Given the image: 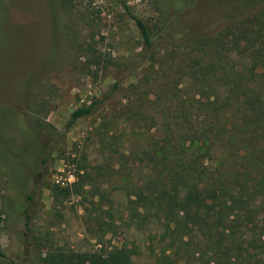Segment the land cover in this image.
Here are the masks:
<instances>
[{
  "label": "rangeland",
  "instance_id": "374dc122",
  "mask_svg": "<svg viewBox=\"0 0 264 264\" xmlns=\"http://www.w3.org/2000/svg\"><path fill=\"white\" fill-rule=\"evenodd\" d=\"M130 14L159 32L140 61ZM239 31L245 44L263 40L264 0H0V264L113 247L130 251L125 264H214L197 236L185 251L183 231L169 236L151 213L135 220L155 194L134 185L149 169L139 152L150 135L200 118L186 71L194 42ZM115 81L65 129L74 106Z\"/></svg>",
  "mask_w": 264,
  "mask_h": 264
},
{
  "label": "trees",
  "instance_id": "16d2710c",
  "mask_svg": "<svg viewBox=\"0 0 264 264\" xmlns=\"http://www.w3.org/2000/svg\"><path fill=\"white\" fill-rule=\"evenodd\" d=\"M130 18L141 40L136 55L140 61L148 57L159 32L152 34L139 18L131 14ZM226 36L219 33L194 42L199 54L190 58L186 71L197 86L200 118L161 124L158 134L150 135L147 147L139 152L146 156L149 169L134 187L138 196L155 194V200L140 203L132 214L135 220L148 213L159 217L169 236L181 238L183 231L185 251L186 243L197 236L196 244L215 257L214 264H264V31L259 35L263 40L247 38L246 44L242 31L231 33L232 40ZM240 46L244 49L236 55ZM91 59L99 60L95 55ZM119 82L74 106L65 129L105 102ZM186 114L184 108L182 116ZM74 168L77 179L82 164L75 163ZM57 191L53 188L52 195ZM169 242L172 246L173 239ZM128 252L125 247L48 249L41 261L125 264Z\"/></svg>",
  "mask_w": 264,
  "mask_h": 264
}]
</instances>
